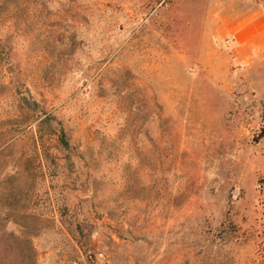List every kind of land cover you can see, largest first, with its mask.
Listing matches in <instances>:
<instances>
[{
  "label": "rangeland",
  "instance_id": "1",
  "mask_svg": "<svg viewBox=\"0 0 264 264\" xmlns=\"http://www.w3.org/2000/svg\"><path fill=\"white\" fill-rule=\"evenodd\" d=\"M262 16L0 0V264H264Z\"/></svg>",
  "mask_w": 264,
  "mask_h": 264
},
{
  "label": "crops",
  "instance_id": "2",
  "mask_svg": "<svg viewBox=\"0 0 264 264\" xmlns=\"http://www.w3.org/2000/svg\"><path fill=\"white\" fill-rule=\"evenodd\" d=\"M238 43L251 46L254 53L264 48V16L259 17L237 37ZM260 44V46H258Z\"/></svg>",
  "mask_w": 264,
  "mask_h": 264
},
{
  "label": "trees",
  "instance_id": "3",
  "mask_svg": "<svg viewBox=\"0 0 264 264\" xmlns=\"http://www.w3.org/2000/svg\"><path fill=\"white\" fill-rule=\"evenodd\" d=\"M62 144L65 146V147H68L69 146V143H68V140H67V135L62 132ZM264 185V182L263 180L261 181V185Z\"/></svg>",
  "mask_w": 264,
  "mask_h": 264
}]
</instances>
